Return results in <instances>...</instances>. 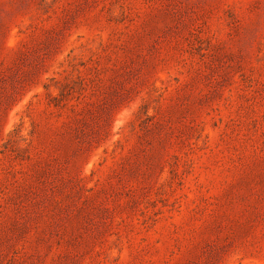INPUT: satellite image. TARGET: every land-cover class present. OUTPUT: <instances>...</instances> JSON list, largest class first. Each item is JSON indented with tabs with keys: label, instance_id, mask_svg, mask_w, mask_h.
<instances>
[{
	"label": "rangeland",
	"instance_id": "rangeland-1",
	"mask_svg": "<svg viewBox=\"0 0 264 264\" xmlns=\"http://www.w3.org/2000/svg\"><path fill=\"white\" fill-rule=\"evenodd\" d=\"M0 264H264V0H0Z\"/></svg>",
	"mask_w": 264,
	"mask_h": 264
}]
</instances>
